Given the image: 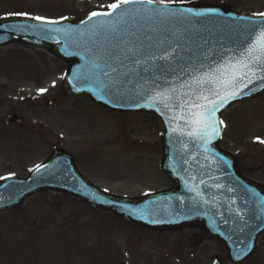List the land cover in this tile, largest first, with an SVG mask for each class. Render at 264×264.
<instances>
[{"label":"water","instance_id":"water-1","mask_svg":"<svg viewBox=\"0 0 264 264\" xmlns=\"http://www.w3.org/2000/svg\"><path fill=\"white\" fill-rule=\"evenodd\" d=\"M145 8L149 14L144 12ZM187 9H216L217 12L196 17L186 13ZM124 12L128 15L117 24L116 31L104 30L109 28L105 21L120 20ZM161 12L165 15L161 16ZM172 12L176 15H171ZM90 13L77 20L72 16L45 21L21 15L0 17V44L18 40L44 47L62 57L68 65L63 84L70 93L88 95L113 109L156 114L163 124L161 168L170 177L171 185L139 195L108 192L76 168L70 152L55 147L40 163L44 167L39 172L34 167L28 176L10 175L0 180V210L16 206L39 189L51 187L141 226L174 229L198 225L224 242L229 251L228 260L238 263L253 251L257 236L264 230V183L245 177L237 168L236 157L219 145L222 124L218 122L226 107L264 91V83L254 79L253 84L244 89L246 94L219 105L213 120L217 133L204 134L203 140L188 135L192 131L188 124L189 109H181L179 101L189 100V96L180 93L189 91L181 85L190 81L192 75L214 68L229 57H238L264 27V16L223 2L195 1L121 5L110 17H92ZM48 20L57 23L49 24ZM177 36L181 38L178 47L173 45L177 56L171 70L149 68L144 72L143 68L148 65L137 66L133 57L125 58L133 45H155L165 37L175 39ZM105 64L117 71L104 69L109 71L115 84L101 91L99 82L108 83L109 79L100 75L96 65ZM169 87L178 90L171 110L158 101H149L156 91ZM150 102L153 106H145ZM238 210L243 220L237 215Z\"/></svg>","mask_w":264,"mask_h":264},{"label":"rangeland","instance_id":"rangeland-1","mask_svg":"<svg viewBox=\"0 0 264 264\" xmlns=\"http://www.w3.org/2000/svg\"><path fill=\"white\" fill-rule=\"evenodd\" d=\"M114 1L0 0V15L20 12L57 18L72 13L77 18ZM207 1L264 13V0ZM64 68L61 59L32 45L0 47V83L15 88L10 92L11 106L28 120L37 119L35 126L44 125L46 136L38 140L32 134L0 145V156H20L24 162L15 172L26 174L60 145L73 153L90 179L109 190L137 194L169 185L159 166V119L150 112L108 110L85 96L68 94L62 86ZM41 88L46 91L39 92ZM47 99L57 105L45 107ZM222 120L221 145L238 156L248 176L264 182V92L234 103L222 113ZM8 171L14 167L2 166L0 175ZM195 230L137 227L76 196L45 190L19 206L0 210V264H212V254L224 246L215 239L193 246ZM241 264H264V232Z\"/></svg>","mask_w":264,"mask_h":264},{"label":"snow or ice","instance_id":"snow-or-ice-1","mask_svg":"<svg viewBox=\"0 0 264 264\" xmlns=\"http://www.w3.org/2000/svg\"><path fill=\"white\" fill-rule=\"evenodd\" d=\"M161 3L164 0H160ZM170 2V0H169ZM154 0H115L114 3L109 4L107 7L112 11L107 12H97L94 11L90 13L92 17H110L113 15V11L119 9L121 5L128 4H140V5H151ZM186 13L200 17L205 16L210 13L217 12L216 9H206L204 11H194L193 9L185 10ZM146 14H149L147 8L144 9ZM140 13V9H137V14ZM171 15H176L172 12ZM184 15V13H180ZM15 15H27L26 13H15ZM128 15L127 12L122 13L120 20L117 21H105L104 23L109 25V28H105V31L112 30L116 31L117 24L120 23ZM161 16L165 13L161 12ZM259 16H264V13H258ZM142 19L144 17H141ZM36 20L45 21V17H34ZM65 19V18H61ZM47 23L55 24L57 21L48 20ZM104 28V24L100 25ZM181 37L177 36L175 39H169L165 37L155 45L153 44H140L139 46L133 45L128 48L125 58L129 56L133 57V63L137 66L148 65L143 68L144 72H148L149 68L156 69L159 68L163 70L168 67L171 70V63L176 59L177 52L176 47L179 46V40ZM149 39H151L149 37ZM173 45H176L174 47ZM155 51H152V48ZM147 49V50H146ZM231 51V50H229ZM164 62L163 64H158L157 62ZM100 71V75L108 77L109 82L105 83L103 81L99 82V89L103 91L105 88H111L115 81L109 76L110 72H116V68H111L109 65L104 66L96 65ZM203 67V65L201 66ZM105 68H109V71H105ZM158 78V77H157ZM254 79L257 82L264 83V27H261L258 32H256L255 37L247 44L240 52L238 57L233 59L229 57L224 63L217 65L214 68H209V70L204 72H197L191 76V80L182 84L181 87H187L189 89L186 93H180L181 96H189V100L185 101L180 99V107L189 109V119L188 124L192 126V131L188 135H195L198 139L203 140L204 134H210L214 136L217 133L216 124L213 122L214 114L217 111L219 105H223L227 100L237 98L242 94H246L244 89L248 85L253 84ZM244 81H247L244 83ZM159 87V86H157ZM255 90V88H253ZM39 92L43 93L46 89H38ZM178 90L174 87H169L156 91L153 96L149 97V101H158L163 105L165 109L171 110L173 108V101L176 100ZM207 92V95L204 93ZM145 106L151 107L152 103ZM139 106V105H137ZM159 110V109H157ZM183 118V117H181ZM218 123H223L219 121ZM264 143V141H261ZM44 165H36L35 170L37 172L43 168ZM9 175H12L11 173ZM0 179H7V177H0ZM231 190V189H230ZM237 215L241 220L244 219L243 214L238 210Z\"/></svg>","mask_w":264,"mask_h":264},{"label":"flooded vegetation","instance_id":"flooded-vegetation-1","mask_svg":"<svg viewBox=\"0 0 264 264\" xmlns=\"http://www.w3.org/2000/svg\"><path fill=\"white\" fill-rule=\"evenodd\" d=\"M2 76L3 74H0V78H2ZM12 83L14 84V82ZM7 85L8 86L0 87V109H2L0 110V145L8 144V143L15 144V143L21 142L22 140H25L26 138L32 136V134L36 135L37 139H40V140L41 138H46L45 131L42 129L44 125L35 126L36 122L34 120L32 122L27 123L25 121L24 115L21 112H16L15 107L11 106L13 103L11 102L9 95H10V92L15 91V88L11 86L10 83ZM15 115L22 116L23 118L22 123L14 121ZM23 162L21 161L20 156H0V169L2 166H4V169L5 168L10 169L14 167V171H8L7 173L1 174L0 177L8 173L9 174L16 173L18 175H24V173L15 172L16 167L22 165ZM129 171L130 170H126V172H129ZM113 191H119V190L113 189ZM194 228H197V227H194ZM195 232H201V231L198 229L197 231H194L193 233ZM210 239L212 238L208 236L207 237L203 236L202 241L210 240ZM226 255L227 253L224 247L221 249H218L217 251H214V253L212 254V256H216L220 264L222 262L224 264H229L227 262Z\"/></svg>","mask_w":264,"mask_h":264}]
</instances>
